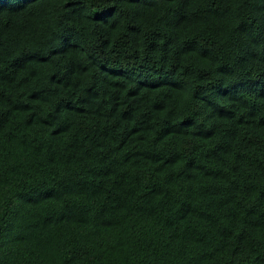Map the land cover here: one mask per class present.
Here are the masks:
<instances>
[{
    "label": "trees",
    "instance_id": "trees-1",
    "mask_svg": "<svg viewBox=\"0 0 264 264\" xmlns=\"http://www.w3.org/2000/svg\"><path fill=\"white\" fill-rule=\"evenodd\" d=\"M0 264H264V0H0Z\"/></svg>",
    "mask_w": 264,
    "mask_h": 264
}]
</instances>
